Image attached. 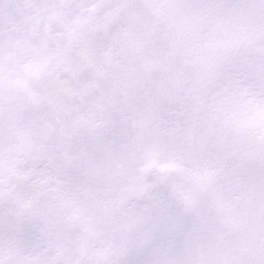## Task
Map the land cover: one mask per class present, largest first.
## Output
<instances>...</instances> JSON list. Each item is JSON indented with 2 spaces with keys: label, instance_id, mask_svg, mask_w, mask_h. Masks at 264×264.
Returning a JSON list of instances; mask_svg holds the SVG:
<instances>
[{
  "label": "clouds",
  "instance_id": "obj_1",
  "mask_svg": "<svg viewBox=\"0 0 264 264\" xmlns=\"http://www.w3.org/2000/svg\"><path fill=\"white\" fill-rule=\"evenodd\" d=\"M0 264H264V0H0Z\"/></svg>",
  "mask_w": 264,
  "mask_h": 264
}]
</instances>
